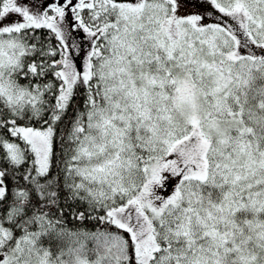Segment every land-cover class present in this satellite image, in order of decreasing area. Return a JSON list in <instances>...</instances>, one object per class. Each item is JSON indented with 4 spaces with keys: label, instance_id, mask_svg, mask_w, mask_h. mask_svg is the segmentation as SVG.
<instances>
[{
    "label": "snow or ice",
    "instance_id": "1",
    "mask_svg": "<svg viewBox=\"0 0 264 264\" xmlns=\"http://www.w3.org/2000/svg\"><path fill=\"white\" fill-rule=\"evenodd\" d=\"M0 264H264V0H0Z\"/></svg>",
    "mask_w": 264,
    "mask_h": 264
}]
</instances>
